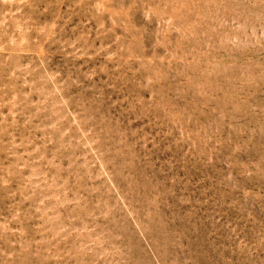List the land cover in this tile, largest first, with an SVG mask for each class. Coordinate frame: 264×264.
<instances>
[{"label": "rangeland", "instance_id": "374dc122", "mask_svg": "<svg viewBox=\"0 0 264 264\" xmlns=\"http://www.w3.org/2000/svg\"><path fill=\"white\" fill-rule=\"evenodd\" d=\"M0 264H264V0H0Z\"/></svg>", "mask_w": 264, "mask_h": 264}]
</instances>
